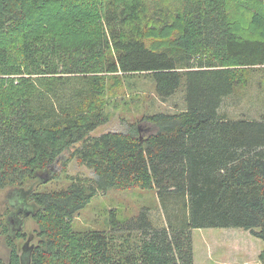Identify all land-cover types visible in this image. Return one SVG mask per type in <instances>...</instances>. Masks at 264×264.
Returning a JSON list of instances; mask_svg holds the SVG:
<instances>
[{
  "label": "trees",
  "instance_id": "obj_1",
  "mask_svg": "<svg viewBox=\"0 0 264 264\" xmlns=\"http://www.w3.org/2000/svg\"><path fill=\"white\" fill-rule=\"evenodd\" d=\"M172 1L0 0V190L45 184L41 175L73 159L96 175L31 191L38 242L21 256L16 240L27 234L7 220L10 260L0 264H195L198 229H242L264 242V119L219 114L248 72L264 67L263 0ZM105 74L149 75L164 101L185 81L187 109L93 138L122 85ZM137 190L156 193L166 228L143 209L135 219L112 211L109 232L75 230L100 192ZM10 208L9 217L22 215ZM114 234H128L127 246Z\"/></svg>",
  "mask_w": 264,
  "mask_h": 264
},
{
  "label": "rangeland",
  "instance_id": "obj_2",
  "mask_svg": "<svg viewBox=\"0 0 264 264\" xmlns=\"http://www.w3.org/2000/svg\"><path fill=\"white\" fill-rule=\"evenodd\" d=\"M172 2V5L178 4L177 0ZM170 23H175V21L171 19ZM162 26V24L159 25L157 33L161 32ZM176 35L174 32L169 37L173 39ZM161 38L156 36L153 39ZM248 75L247 82L237 86L235 92L225 98L219 109L220 115L231 120L260 121L264 119V67L251 70ZM103 77L107 80L116 77L122 85L112 100L108 101L109 97L107 98L105 112L109 115V121L91 133L93 138L110 132H127L129 125L133 123L147 127L145 123H141L146 116L157 113L175 114L187 109L185 81L174 96L164 101L158 97L155 81L149 75L122 77V74H105ZM73 84L71 82V84L62 87V92L59 93L60 100L57 102L60 106L63 107L69 103L68 99L74 90ZM147 133V131L143 132L144 135ZM70 154L65 153L62 160L66 161ZM51 168L52 173L59 174L58 179L52 180L53 174L50 172L40 176L45 184L38 179L28 182L22 188L23 190L10 186L0 190V261L9 263L10 260V249L2 233L7 220L12 225V229L16 231L20 229L27 234L26 239L16 240L21 256L28 253L30 247L38 242L36 234L38 226L30 218L31 214L26 215L33 210L28 203V195L31 191L59 190L68 186L73 180L92 182L96 178L91 169L76 159L67 164L65 172H62L60 163L54 164ZM10 207L18 212L22 210V215L15 213L14 216L9 217ZM143 209L149 210L151 221L157 229L167 227L166 217L156 193L140 190L100 192L88 208L75 218L74 227L77 231L103 230L109 232V218L112 211H116L120 219H135ZM113 237L116 243H124L123 245L127 246L128 234H114ZM138 240H140L138 235H133L129 245L133 248L137 245ZM193 242L195 264H262L259 255L264 251V242L254 238L251 232L242 229L194 230Z\"/></svg>",
  "mask_w": 264,
  "mask_h": 264
},
{
  "label": "water",
  "instance_id": "obj_3",
  "mask_svg": "<svg viewBox=\"0 0 264 264\" xmlns=\"http://www.w3.org/2000/svg\"><path fill=\"white\" fill-rule=\"evenodd\" d=\"M31 213H28V214H26V215H30Z\"/></svg>",
  "mask_w": 264,
  "mask_h": 264
}]
</instances>
